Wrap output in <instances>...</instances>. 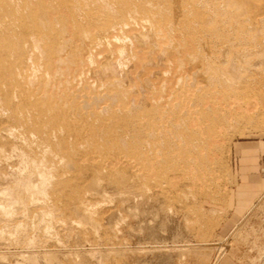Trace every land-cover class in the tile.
<instances>
[{
    "label": "rangeland",
    "instance_id": "1",
    "mask_svg": "<svg viewBox=\"0 0 264 264\" xmlns=\"http://www.w3.org/2000/svg\"><path fill=\"white\" fill-rule=\"evenodd\" d=\"M12 1L0 0V43L3 42L0 46L5 47L0 59V88H3L0 90V98L3 95L0 99V264H213L227 252L235 255L241 264H264V193L241 220L236 234L226 240L218 235V226L230 213V198L236 183L235 144L243 138L264 140V0H158L163 5L157 0H102L106 5L102 1L92 5L83 3V0ZM76 2L79 6L73 5ZM101 3L110 13L103 14ZM22 4L28 8H23ZM72 6L78 7L81 13ZM129 6L132 12L121 11L122 7ZM137 6L139 10H136ZM141 10L149 15L146 17ZM156 12L164 13H158V17ZM143 15L150 21L144 17L139 20ZM37 16L41 22L39 17L36 20ZM60 29L66 31L63 32L64 41ZM149 30L155 38L143 37L144 41L140 42L139 36ZM105 34L108 41L102 38ZM12 35L16 36L13 45L3 41L5 36ZM30 38L42 43L33 44ZM101 39L105 43L100 45ZM153 39L159 43L155 52L150 49L154 45ZM58 45L62 47L58 54L68 67H63L64 74L58 72V78L63 80L61 85H64L55 95L64 120L60 126L51 123L44 115L39 116L38 112L35 114L32 106L45 109L46 104L38 106L33 101L31 104L21 96L18 85L27 73L33 71L35 64L41 69L42 59L49 58L53 46L59 51L61 47ZM139 45L144 52H135ZM162 47L167 48L165 54ZM41 48L47 50L43 53ZM116 55L122 63L117 71L100 70L99 62L103 58L117 61ZM91 57L96 62L94 65L90 62ZM108 78L116 80L113 86L104 83ZM97 82L101 83L98 85ZM92 83L98 88L92 85L96 87L93 89ZM100 88L104 90L100 92ZM159 88H162L160 92ZM65 95L68 98L65 99ZM161 98L163 100L158 102ZM70 100L75 106L70 105ZM79 101H84V108H78ZM177 104L178 108L174 106ZM39 128L43 129L42 133ZM191 128L197 131H191ZM93 131H96V141L91 142ZM196 138H200L198 143ZM45 140H52L48 142L52 149L57 147L58 151L74 156V162L67 164L51 155L50 163L58 170L49 171V174L56 171L53 176L44 173L47 181L37 175L43 165L35 159L43 150ZM95 143L102 147L95 148ZM94 149L98 151L93 152ZM92 154L96 155L93 159ZM95 165L101 166L102 171L95 173ZM260 171L264 176V159ZM29 184L35 187L43 184L44 188L36 190Z\"/></svg>",
    "mask_w": 264,
    "mask_h": 264
},
{
    "label": "bare ground",
    "instance_id": "2",
    "mask_svg": "<svg viewBox=\"0 0 264 264\" xmlns=\"http://www.w3.org/2000/svg\"><path fill=\"white\" fill-rule=\"evenodd\" d=\"M3 1V0H2ZM15 1V0H14ZM14 1H12V2H14ZM25 1V0H24ZM36 1H38V0H36ZM102 0H83V3H87V4H94V5H96L98 2H101ZM106 1V0H105ZM112 1H115V0H112ZM116 1H119V0H116ZM158 1V0H157ZM164 1V0H163ZM184 1V0H183ZM193 1V0H192ZM204 1H206V0H204ZM21 2V1H20ZM26 2V1H25ZM45 2V1H44ZM49 2V5H51L50 4V1H48ZM48 2H46V3H48ZM54 2V1H53ZM104 1H102V3H103ZM121 2V1H120ZM171 2H172V0H171ZM189 2V1H188ZM21 3H23V2H21ZM101 3V7L103 8L102 10L104 11L103 12V14L105 13V12H107V9H105L106 8V6H104L103 4H105V3H103L102 4ZM107 3H109V1L107 2ZM113 3V2H112ZM127 3V2H126ZM131 3V2H130ZM154 3V2H153ZM158 3H159V1H158ZM165 3V2H164ZM182 3V2H181ZM41 4V3H40ZM54 4V3H53ZM87 4H86V8H87ZM121 4H122V2H121ZM133 4V3H132ZM159 4H162L161 2L159 3ZM166 5H167V1H166V3H165ZM175 4H176V2H175ZM23 5L24 4H22V7H23ZM39 5V4H38ZM73 5H78L77 4V2H76V4H73ZM106 5V4H105ZM153 5H155V4H153ZM163 5V4H162ZM165 5V6H166ZM172 5V4H171ZM170 5V6H171ZM17 6V5H16ZM26 6V4L24 5V7L23 8H26L25 7ZM29 6V5H28ZM79 6V5H78ZM81 6H83L82 4L80 5V7ZM99 6H100V4H99ZM108 6H109V4H108ZM127 6H128V3H127ZM134 5H132L131 6V8H132V10H133V8H134V10H135V7H133ZM139 6V5H138ZM137 6V8L138 9H136V10H139L140 8ZM142 6V5H141ZM151 6V5H150ZM158 6V5H157ZM174 6V5H173ZM172 6V7H173ZM186 6H188V5H186ZM14 7H15V5H14ZM52 7H53V5H52ZM61 7H63V5H61ZM72 7H76V6H72ZM79 7V8H80ZM94 7V6H93ZM92 7V8H93ZM110 8H112L111 7V5L109 6ZM144 7V6H143ZM149 7V6H148ZM159 7H160V5H159ZM190 7V6H189ZM28 8V7H27ZM26 8V9H27ZM41 8V7H40ZM64 8V7H63ZM62 8V9H63ZM66 8V7H65ZM64 8V9H65ZM77 8V10L79 11V9H78V7H76ZM83 8V7H82ZM121 8V7H120ZM145 8H147V6L145 5ZM150 8V7H149ZM155 8V7H154ZM18 9H19V7H18ZM117 9V8H116ZM151 9V8H150ZM157 10H158V8H156ZM177 9V8H176ZM186 9V8H185ZM185 9H184V11H185ZM21 10H23L22 8H21ZM36 10V9H35ZM38 10V9H37ZM41 10V9H40ZM46 10V9H45ZM65 10H67V9H65ZM73 10V9H72ZM74 10H75V8H74ZM91 10V9H90ZM94 10V9H93ZM106 10V11H105ZM148 10V9H147ZM155 10V9H154ZM157 10H155V11H157ZM162 10V9H161ZM167 10H168V5H167ZM183 10V9H182ZM190 10V9H189ZM18 11V10H17ZM27 11V10H26ZM47 11V10H46ZM51 11V10H50ZM121 11H131V9H130V6L129 7H122V10ZM150 11V10H149ZM180 11V10H179ZM188 11V10H187ZM15 12V11H14ZM38 12V11H37ZM37 12H36V14H37ZM40 12V11H39ZM38 12V13H39ZM80 12V11H79ZM98 12V11H97ZM99 12H100V10H99ZM112 12V11H111ZM132 12V11H131ZM130 12V13H131ZM140 12H143L144 13V11H140ZM162 12V11H161ZM161 12H158L159 14H163V13H161ZM177 13H178V9H177V11H176ZM186 12V11H185ZM23 13H25V10H24V12H22V17H23ZM27 13V12H26ZM41 13V12H40ZM43 13H45L44 11H43ZM74 13V12H73ZM72 13V14H73ZM81 13V12H80ZM79 13V14H80ZM107 13H110L109 11L107 12ZM128 13V12H127ZM133 13H135V12H133ZM132 13V14H133ZM150 13V12H149ZM152 13V12H151ZM157 13V12H156ZM158 13H157V16H158ZM189 13V12H188ZM36 14H35V16H36ZM75 14H77V12L75 13ZM84 14V13H83ZM98 14H100V13H98ZM112 14V13H111ZM122 14V13H121ZM171 14V13H170ZM179 14V13H178ZM39 15V14H38ZM41 16H42V13L40 14ZM78 15V14H77ZM76 15V16H77ZM94 15V14H93ZM123 15H124V13H123ZM136 15H138V14H136ZM142 15V14H141ZM144 15H145V13H144ZM142 16V17H140L139 18V20L141 19V18H143V19H146L147 21L149 20L148 18H145V16L147 15H149L148 13H146V15L145 16ZM152 16H155V14H151ZM151 15H150V17H151ZM173 15V14H172ZM12 16H14V15H12ZM11 16V18H13ZM26 16H28V15H26ZM34 16V17H35ZM45 16V15H44ZM53 16H54V14H53ZM56 16H57V14H56ZM59 16H62L61 14L59 15ZM80 16V15H79ZM96 16H98V15H96ZM103 16H105V15H103ZM146 16V17H147ZM162 16V15H161ZM175 16V15H174ZM18 17H20V16H18ZM39 17V18H38ZM64 17V16H63ZM139 17V16H138ZM159 17V16H158ZM172 17V16H171ZM170 17V18H171ZM9 18H10V16H9ZM37 18H38V20L40 21V16H37L36 17V20H37ZM52 18V17H51ZM62 18V17H61ZM79 18H81V17H79ZM78 18V19H79ZM85 18V17H84ZM87 18V17H86ZM85 18V19H86ZM153 19H154V17H152ZM167 18V17H166ZM170 18H168V20L170 19ZM6 19V18H5ZM13 19H15V18H13ZM77 19V20H78ZM114 19V18H113ZM131 19V18H130ZM22 20V19H21ZM28 21H29V18L27 19ZM52 20V19H51ZM64 20V19H63ZM71 20V19H70ZM84 20V19H83ZM96 20V19H95ZM115 20V19H114ZM163 20V19H162ZM162 20H160V21H162ZM15 21V20H14ZM23 21H25V19L23 20ZM42 21H43V19H42ZM53 21V20H52ZM58 21V20H57ZM80 21V20H79ZM89 21V20H88ZM87 21V22H88ZM90 21H93V20H90ZM143 21V20H142ZM146 21V22H147ZM150 21V20H149ZM172 21V20H171ZM2 22V21H1ZM0 22V23H1ZM10 22H11V20H10ZM17 22V21H16ZM21 22V21H20ZM34 22V21H33ZM41 22V21H40ZM59 22V21H58ZM58 22H56L55 21V23H58ZM62 22V21H61ZM81 22H83V21H81ZM111 22V21H110ZM15 23V22H14ZM25 23V22H24ZM138 23H140V22H138ZM151 23V22H150ZM2 24V23H1ZM29 24V23H28ZM43 24V23H42ZM54 24V23H53ZM111 24V23H110ZM142 24H148L149 25V23H143L142 22ZM151 24H153V23H151ZM162 24V23H161ZM160 24V25H161ZM16 25V24H15ZM35 25H37L36 23H35ZM40 25V24H39ZM58 25V24H57ZM62 25H64V24H62ZM113 25V24H112ZM111 25V26H112ZM7 26L8 25H6V28H7ZM17 26V25H16ZM15 26V27H16ZM25 26H27L26 25V23H25ZM61 26V25H60ZM151 26V25H150ZM162 26H163V24H162ZM15 27H13V29L15 28ZM59 27V26H58ZM63 27V26H62ZM80 27V26H79ZM113 27H114V25H113ZM116 27V26H115ZM149 27V26H148ZM191 27V26H190ZM1 28V27H0ZM12 28V27H11ZM10 28V29H11ZM18 28V27H17ZM17 28H15V30L17 29ZM42 28V27H41ZM108 28H109V26H108ZM119 28V27H118ZM150 28H153V26H151ZM177 28V27H176ZM3 29V28H2ZM29 29V28H28ZM39 30H40V27L38 28ZM64 29V28H63ZM103 30H106V29H104V28H102ZM138 29V28H137ZM159 29V28H158ZM178 29V28H177ZM43 30V29H42ZM61 30V33L63 34V32L65 31H63L62 32V29H60ZM93 29H91L90 31H92ZM100 30V29H99ZM102 30V31H103ZM108 30V29H107ZM109 30H110V28H109ZM114 30V29H113ZM148 30V29H147ZM188 30V29H187ZM8 31V30H7ZM18 31V30H17ZM16 31V32H17ZM29 31H31V30H29ZM81 31V30H80ZM85 31V30H84ZM83 31V32H84ZM88 31V30H87ZM96 31V30H95ZM145 31V30H144ZM150 31V30H149ZM154 31V30H153ZM158 31V30H157ZM0 32H2V31H0ZM9 32V31H8ZM6 33V34H9V33ZM20 31H18V33H19ZM93 33H95L94 31H92ZM97 32V31H96ZM101 32V31H100ZM121 32V31H120ZM137 32V31H136ZM172 32H173V30H172ZM11 33H12V31H11ZM14 33V32H13ZM50 33V32H49ZM58 33H60V32H58ZM64 33H66V31L64 32ZM80 33V32H79ZM79 33H76V34H79ZM105 33V32H104ZM104 33H103V35H104ZM119 33V32H118ZM131 33H133V32H131ZM130 33V34H131ZM139 33V32H138ZM151 33V31L150 32H143V34L142 35H140L139 36V41L141 42L144 38L143 37H145V38H147V37H152V35L150 34ZM157 33H159V31L157 32ZM167 33V32H166ZM178 33V32H177ZM21 34V33H20ZM32 34V33H31ZM89 34V33H88ZM140 34V33H139ZM152 34H154V33H152ZM22 35V34H21ZM49 35V34H48ZM59 35V34H58ZM80 35V34H79ZM79 35H78V37H79ZM82 35V34H81ZM86 35H87V32H86ZM90 35V34H89ZM107 34H105V36L104 37H102V38H104V40H106V41H108V36H106ZM124 35V34H123ZM51 36H53V33L51 34ZM65 36V34H63V35H61V38L62 37H64ZM84 36V35H83ZM122 36V35H121ZM131 36V35H130ZM29 37H31V35L29 34ZM47 37V36H46ZM57 37V36H56ZM66 37V36H65ZM65 37H64V39H63V41L64 40H66L65 39ZM85 37V36H84ZM98 37V36H97ZM106 37V38H105ZM116 37V39H118V38H120V37H118V36H115ZM154 37V36H153ZM152 37V38H153ZM12 38V39H11ZM15 38H16V36L14 35H12V36H5V38L3 39V41L6 43H8V44H12L13 45V43H14V40H15ZM33 38V37H32ZM38 38V37H37ZM42 38V37H41ZM58 38V37H57ZM57 38H54V40L55 39H57ZM69 38V37H68ZM77 38V37H76ZM83 38V37H82ZM86 38H87V36H86ZM96 38V37H95ZM111 38L112 37H110V40H111ZM126 37L124 36V38L123 39H125ZM155 38V37H154ZM161 38V37H160ZM163 38H164V36H163ZM163 38H161V39H163ZM47 39H49V38H47ZM51 40H53L52 38H50ZM84 39V38H83ZM116 39H115V41H116ZM122 39V38H121ZM122 39V40H123ZM134 39H136L135 38V36H134ZM151 39V38H150ZM156 39H157V37H156ZM30 40H31V38H30ZM38 40L39 39H33V41L32 42H34L33 44H36V43H38V44H40V43H42L41 41H39L38 42ZM78 40V39H77ZM126 40H128V39H126ZM154 40V39H153ZM191 40V39H190ZM23 42H24V40H22ZM28 41V40H27ZM47 41V40H46ZM50 41V40H49ZM57 41V40H56ZM62 41V40H61ZM69 41V40H68ZM76 41V40H75ZM95 41V40H94ZM94 41L92 42V43H94ZM115 41H112V42H115ZM124 41V40H123ZM144 41V40H143ZM142 41V42H143ZM88 42V41H87ZM97 41H95V43H96ZM110 42V41H109ZM119 42V41H118ZM181 42V41H180ZM28 43V42H27ZM27 43L25 44V46L27 45ZM102 43H105V41H103V39H101V43H100V45L102 44ZM126 43H128V42H126ZM130 43V42H129ZM196 43V42H195ZM201 43V42H200ZM1 44H3V42L2 43H0V45ZM33 44H30V45H33ZM108 44V43H107ZM124 44V43H123ZM133 44V43H132ZM138 44H140L139 42H138ZM146 44V43H145ZM144 44V45H145ZM153 44L154 45H151L150 46V49L152 50V51H154L155 52V48H156V46L157 45H159V43L157 42V41H153ZM29 45V44H28ZM42 45V44H41ZM53 45V44H52ZM51 45V46H52ZM92 45H94V44H92ZM99 45V46H100ZM104 45V44H103ZM121 45V44H120ZM129 45V44H128ZM168 45V44H167ZM166 45V46H167ZM169 45H170V43H169ZM4 46V45H3ZM1 47L0 46V59L2 60V57H3V50L5 49V47ZM22 46H24V45H22ZM34 46V45H33ZM46 46V45H45ZM44 46V47H45ZM59 46V45H58ZM106 46V45H105ZM108 46H109V44H108ZM124 46V45H123ZM122 46V47H123ZM163 46V45H162ZM15 47H16V45H15ZM29 47V46H28ZM59 47H61V46H59ZM59 47H57V48H59ZM86 47V46H85ZM107 47V46H106ZM164 47V46H163ZM162 47V48H163ZM170 47V46H169ZM175 47V46H174ZM10 50H11V48L10 47H8ZM8 48H6V49H8ZM27 48V47H26ZM32 48V46H30V49ZM36 48H37V45H36ZM46 48V47H45ZM125 48V47H124ZM18 49V48H17ZM21 49V48H20ZM23 49H24V47H23ZM33 49V48H32ZM40 49V48H39ZM42 49V48H41ZM61 49V50H60ZM59 49V51H55V47L53 46V48H52V50L50 51V55H49V58L45 61L44 59H42L43 57H41L40 58V60L42 59L43 61H44V63L42 64L43 66H42V68L40 69H38V68H36V64L34 65L35 67L33 68V69H31L30 68V65H29V68L31 69V70H33V71H31V70H29V71H31V73H27V75H25V78H24V80L22 79V82L21 83H19L18 85L20 86V93L22 94L21 96H23L26 100H28V101H31V104H34L33 102H36L37 104L36 105H40V103H45L46 104V108L45 109H42L40 106L39 107H37L36 108V106L35 107H33L32 106V108H33V110H34V112H35V114H37V112L39 113V116L40 115H44V116H46V117H48V119H50L49 121L51 122V123H53V124H58L59 126L62 124V122L64 123V120L62 119L63 117H62V113L60 112V110L58 109V103H56V98H55V95H56V92L58 91V88H60V87H62L63 88V86L61 85L62 83H63V80H62V78H58V72H62V74H64L63 73V67H65L66 65H65V63H63L62 61H63V58L59 55L60 53V51H62V47ZM74 49V48H73ZM108 49V48H107ZM118 49H121V50H119L121 53L123 52V49L122 48H118ZM127 49V48H126ZM129 49V48H128ZM157 49V48H156ZM163 49H165V48H163ZM175 49V48H174ZM10 50H7V51H10ZM15 51H16V49H14ZM19 50V49H18ZM27 50H29V49H27ZM36 50H38V48L36 49ZM43 50V49H42ZM41 50V51H42ZM45 50H47V49H45ZM45 50H43L42 52L44 53V51ZM149 50V49H148ZM150 50V51H151ZM166 50H167V48L164 50V54H165V52H166ZM171 50V49H170ZM191 50V49H190ZM40 51V50H39ZM38 51V53H41V52H39ZM108 51V50H107ZM115 51H117V50H115ZM140 51H143L144 52V50H143V48L142 47H140V45L136 48V53H139ZM157 51V50H156ZM19 52V51H18ZM56 52H57V54H56ZM91 52V51H90ZM119 52V53H120ZM131 52V51H130ZM149 52V51H148ZM159 52H160V50H159ZM170 52V51H169ZM172 52V51H171ZM24 53H25V51H24ZM36 53V52H35ZM43 53H41V56L43 55ZM71 53V52H70ZM104 53H106V52H104ZM112 52H110V54H111ZM118 53V54H119ZM120 53V54H121ZM153 53V52H152ZM157 53V52H156ZM163 53V52H162ZM178 53V52H177ZM19 54H20V52H19ZM26 54V53H25ZM28 54V53H27ZM30 54V53H29ZM37 54V53H36ZM61 54H62V52H61ZM114 54H116V53H114ZM119 54V55H120ZM151 54V53H150ZM160 54H161V52H160ZM190 54V53H189ZM188 54V55H189ZM24 55V54H23ZM32 55V54H31ZM63 55H65L64 54V52H63ZM74 55V54H73ZM97 55H99V54H97ZM128 55V54H127ZM158 55V54H157ZM163 54H161V56H162ZM179 55V54H178ZM177 55V56H178ZM5 56V55H4ZM7 56V55H6ZM5 56V57H6ZM24 56H26V55H24ZM24 56H23V58H24ZM30 56V55H29ZM116 56H118V55H116ZM121 56H123V54L121 55ZM141 56V55H140ZM146 56V55H145ZM156 56V55H155ZM154 56V57H155ZM187 55H185V57H186ZM19 57H20V55H19ZM40 57V56H39ZM89 57V56H88ZM94 57V56H93ZM102 57V56H101ZM110 57V56H109ZM142 57V56H141ZM149 57V56H148ZM160 56H158V58H159ZM164 57V56H163ZM22 58V55H21V59H23ZM26 58V57H25ZM97 58V57H96ZM149 58H151V57H149ZM7 59V61H8V58H6ZM12 59H14V58H12ZM20 59V60H21ZM30 59V58H29ZM39 59V58H38ZM37 59V60H38ZM81 59V58H80ZM87 59V58H86ZM127 59V58H126ZM125 59V60H126ZM147 59V58H146ZM161 59V58H160ZM170 59V58H169ZM178 59H180V58H177V60ZM184 59V58H183ZM185 59H187V58H185ZM184 59V60H185ZM24 60H26V59H24ZM24 60H21V61H24ZM88 60V59H87ZM91 61L90 62H93V65L96 63L95 61H94V59L91 57V59H90ZM102 60V59H101ZM133 60V59H132ZM163 60V59H162ZM181 60V59H180ZM190 60V59H189ZM193 60V59H192ZM4 61V60H3ZM20 61V62H21ZM42 61V62H43ZM76 61V60H75ZM89 61V60H88ZM121 60H119V56H118V60L117 61H113V60H110V59H105V58H103V60L102 61H100L99 63V65H101L100 67V70L102 69L103 71L104 70H106V71H117V69L119 68L118 66H120L122 63L120 62ZM149 61V60H148ZM148 61H147V63H148ZM2 62V61H1ZM39 62V61H38ZM37 62V63H38ZM65 62V61H64ZM95 62V63H94ZM123 62V61H122ZM146 62V61H145ZM156 62H157V60H156ZM155 62V63H156ZM161 61H159V63H160ZM187 62H190V61H187ZM2 63H4V62H2ZM40 63V62H39ZM83 63V62H82ZM121 63V64H120ZM153 63V62H152ZM168 63V62H167ZM166 63V64H167ZM171 63V62H170ZM176 63V62H175ZM12 64V63H11ZM73 64V63H72ZM76 64V63H75ZM84 64V63H83ZM124 64V63H123ZM138 64V63H137ZM157 64V63H156ZM178 64V63H177ZM180 64V63H179ZM187 64V63H186ZM8 65V64H7ZM26 65V64H25ZM32 65V64H31ZM89 65V64H88ZM125 65V64H124ZM132 65V64H131ZM131 65L129 66L130 68H131V70H132V67H131ZM135 65V64H134ZM158 65V64H157ZM156 65V66H157ZM161 65V64H160ZM159 65V66H160ZM169 65V64H168ZM172 65V64H171ZM192 65V64H191ZM12 66H13V64H12ZM80 66V65H79ZM84 66H86L87 67V65H84ZM96 66V65H95ZM141 65H140V63H139V67H140ZM142 66H144V65H142ZM149 66V65H148ZM147 66V67H148ZM150 66H151V64H150ZM163 66V65H162ZM180 67L182 66L181 64L179 65ZM190 66V65H189ZM11 67V66H10ZM33 67V66H32ZM76 67V66H75ZM152 67V66H151ZM161 67V66H160ZM197 67V66H196ZM8 68V67H7ZM66 68H68L67 66H66ZM135 68H136V66H135ZM142 68V67H141ZM20 69H21V67H20ZM20 69L18 70V72L20 71ZM71 69V68H70ZM75 69V68H74ZM73 69V70H74ZM77 69V68H76ZM83 69V68H82ZM85 69V68H84ZM89 69V68H88ZM88 69H87V71H88ZM140 69V68H139ZM177 69V68H176ZM179 69H181V68H179ZM204 69H206V68H204ZM9 70V69H8ZM99 70V71H100ZM157 70V69H156ZM167 70V69H166ZM14 71V70H13ZM12 71V72H13ZM28 71V72H29ZM81 71V70H80ZM103 71H100V72H103ZM108 71V72H109ZM144 71V70H143ZM154 71V70H153ZM168 71V70H167ZM183 71V70H182ZM194 71H196V69L194 70ZM194 71H193V73H194ZM5 72V71H4ZM10 72V71H9ZM7 73V74H9L10 75V73ZM25 72V71H24ZM23 72V73H24ZM27 72V71H26ZM68 72V71H67ZM134 72H135V70H134ZM137 72V71H136ZM158 72V71H157ZM163 72V71H162ZM165 72V71H164ZM192 72V71H191ZM6 73V72H5ZM13 73H15V72H13ZM23 73H21V74H23ZM66 73V72H65ZM138 73H139V71H138ZM143 73V72H142ZM150 73V72H149ZM186 73V72H185ZM20 74V75H21ZM68 74V73H67ZM90 74V73H89ZM92 74V73H91ZM90 74V75H91ZM99 74V73H98ZM102 74V73H101ZM146 74V73H145ZM148 74V73H147ZM146 74V75H147ZM151 74V73H150ZM153 74H155V73H153ZM158 74V73H157ZM166 74V73H165ZM175 74V73H174ZM174 74H172V75H174ZM189 74V73H188ZM192 74V73H191ZM17 76H18V74H16ZM69 75V74H68ZM74 75V74H73ZM78 75V74H77ZM80 75V74H79ZM138 75H141V74H138ZM137 75V76H138ZM167 75V74H166ZM179 75V74H178ZM194 75H195V73H194ZM11 76V75H10ZM23 76V75H22ZM94 76V75H93ZM112 76V75H111ZM148 76V75H147ZM146 76V77H147ZM158 76H160V75H158ZM184 76L186 77L187 75H185L184 74ZM198 76V75H197ZM6 77H7V75H6ZM5 77V78H6ZM13 77V76H12ZM59 77H62V75L61 76H59ZM70 77V76H69ZM80 77H83V76H80ZM96 77V76H95ZM115 77V76H114ZM149 77V76H148ZM171 77H173V76H171ZM68 78V77H67ZM111 78V77H110ZM110 78H108L107 80H105L104 81V83L105 84H107V83H110V84H112V83H114V81H116V80H113V79H110ZM150 78V77H149ZM166 78V77H165ZM164 78V79H165ZM195 78V77H194ZM1 79V78H0ZM8 79V78H7ZM69 79V78H68ZM73 79H75V78H73ZM84 79V78H83ZM133 79V78H132ZM187 79V78H186ZM6 80V79H5ZM9 80H11V78L9 77ZM72 80V79H71ZM89 80V79H88ZM87 80V81H88ZM97 80V79H96ZM138 80V79H137ZM142 80H143V77H142ZM156 80V79H155ZM195 80V79H194ZM197 80V79H196ZM202 80V79H201ZM66 81V80H65ZM69 80H67V82H68ZM78 81H79V79H78ZM85 81V80H84ZM139 81V80H138ZM146 82H147V80H145ZM149 81V80H148ZM178 81H179V79H178ZM2 82V81H1ZM7 82V81H6ZM11 82H12V80H11ZM15 82H17V80L15 79ZM15 82H14V84H15ZM74 82H75V80H74ZM94 82V81H93ZM162 82V81H161ZM170 82V81H169ZM181 81H179V83H180ZM200 82V81H199ZM226 82V81H225ZM69 83V82H68ZM67 83V84H68ZM73 83V82H72ZM72 83H70V85L72 84ZM86 83V82H85ZM89 83H90V81H89ZM88 83V84H89ZM99 82H97V84H98ZM101 83V82H100ZM99 83V84H100ZM164 83V82H163ZM171 83V82H170ZM192 83V81L190 82V84ZM201 83V82H200ZM209 83H211V82H209ZM13 84V86H15ZM98 84V85H99ZM105 84H104V86H105ZM132 84V83H131ZM147 84H149V83H147ZM146 84V85H147ZM155 84V83H154ZM181 84V83H180ZM179 84V85H180ZM187 84V83H186ZM224 84V83H223ZM4 85V87H5V85L6 84H3ZM81 85V84H80ZM80 85H78V86H80ZM95 85V84H91V87H93V86ZM103 85V84H102ZM156 85V84H155ZM160 85V84H159ZM164 85V84H163ZM162 85V86H163ZM188 85V84H187ZM11 86V85H10ZM9 86V87H10ZM67 87H68V85H66ZM65 86V87H66ZM89 86H90V84H89ZM95 86H97V85H95ZM112 86H113V84H112ZM141 86V85H140ZM153 86V85H152ZM184 86V85H183ZM186 86V85H185ZM184 86V87H185ZM209 86V85H208ZM16 87V86H15ZM70 87V86H69ZM83 87V86H82ZM108 87V86H107ZM181 87V86H180ZM191 86H189V88H190ZM200 87V86H199ZM210 87V86H209ZM86 88V87H85ZM96 88V87H95ZM94 87H93V89H95ZM97 88H98V86H97ZM154 88V87H153ZM179 88V87H178ZM197 88V87H196ZM204 88H205V86H204ZM80 90H81V88H79ZM83 89H84V87H83ZM87 89V88H86ZM140 89V88H139ZM151 89V88H150ZM162 89V88H161ZM160 88L158 89V91L159 90H161ZM174 89V88H173ZM216 89V88H215ZM223 89V88H222ZM230 89V88H229ZM0 90H3V88H0ZM13 90V89H12ZM73 90V89H72ZM77 90V89H76ZM92 90V89H91ZM103 90H104V88H103ZM103 90H101V88H100V92L101 91H103ZM198 90H200V88L199 89H197V91ZM210 90V89H209ZM82 91V90H81ZM126 91V90H125ZM124 91V96L126 95L125 93L127 92H125ZM163 91H164V87H163V89H162V91H161V93H163ZM170 91V90H169ZM196 91V90H195ZM15 92H16V90H15ZM64 92V91H63ZM62 92V93H63ZM66 93L68 92V91H65ZM76 92V91H75ZM77 92H78V90H77ZM85 92V91H84ZM105 92V91H104ZM148 92V91H147ZM160 92V91H159ZM177 92V91H176ZM185 92V91H184ZM218 92H221V91H218ZM3 93V92H2ZM19 93V94H20ZM90 92H89V90H88V94H89ZM99 93V92H98ZM112 93V92H111ZM129 93V92H128ZM180 93V92H179ZM182 93H183V91H182ZM214 93H215V91H214ZM231 93V92H230ZM84 94V93H83ZM91 94H93V93H91ZM100 94V93H99ZM105 94V93H104ZM141 94V93H140ZM143 94V93H142ZM152 94V93H151ZM232 94V93H231ZM16 95V94H15ZM61 95V94H60ZM63 95H64V93H63ZM74 95V94H73ZM86 95V94H85ZM113 95H114V93H113ZM112 95V96H113ZM150 95V94H149ZM184 95H185V93H184ZM193 95H194V93H193ZM207 95V94H206ZM211 95V94H210ZM67 95H65V99L66 98H68V97H66ZM72 96V95H71ZM77 96V95H76ZM91 96H93V95H91ZM96 95H94V97H95ZM114 96H116V95H114ZM113 96V97H114ZM127 96V95H126ZM125 96V97H126ZM161 96V95H160ZM159 96V97H160ZM2 97H3V95H2ZM1 97V98H2ZM7 97H9V94H8V96ZM93 97V98H94ZM102 97V96H101ZM108 97V96H107ZM124 97V98H125ZM155 97V96H154ZM168 97V96H167ZM173 96H171V98H172ZM181 97V96H180ZM186 97V96H185ZM0 98V99H1ZM77 98H78V96H77ZM111 98V97H110ZM156 98V97H155ZM184 98V97H183ZM13 99V98H12ZM16 99V98H15ZM57 99H59V98H57ZM65 99H64V101H65ZM76 99V98H75ZM74 99V101H76ZM87 99V98H86ZM89 99V98H88ZM95 99H96V97H95ZM94 99V100H95ZM100 99H102V98H100ZM105 99V98H104ZM126 99V98H125ZM131 99V98H130ZM192 99V98H191ZM71 100H72V98H71ZM71 100H70V102H71ZM81 100V99H80ZM92 100V99H91ZM128 100V99H127ZM157 100V99H156ZM161 100H163L162 98L159 100L158 99V102L159 101H161ZM168 100H170V99H168ZM184 100V99H183ZM221 100V99H220ZM236 100V99H235ZM33 101V102H32ZM58 101V100H57ZM63 101V100H62ZM98 101V100H97ZM100 101V100H99ZM98 101V102H99ZM121 101V100H120ZM130 101V100H129ZM154 101V100H153ZM11 102H13V101H11ZM59 102H61V100L59 101ZM66 102V101H65ZM65 102H63V105L65 104ZM70 102H69V104H70ZM84 101H82V102H80L79 101V105H78V108H84L85 106H84V104L85 103H83ZM97 102V103H98ZM103 102V101H102ZM106 102H110V101H107V99H106ZM114 102H117V101H115L114 100ZM113 102V103H114ZM119 102V101H118ZM125 102V101H124ZM128 102V101H127ZM167 102V101H166ZM179 102V101H178ZM178 102H176V103H178ZM181 102V101H180ZM193 102V100H191V103ZM199 102V101H198ZM76 103V102H75ZM122 103H123V99H122ZM122 103H120L119 102V104H122ZM129 103H131V102H129ZM136 104H137V102H135ZM28 104V103H27ZM102 104V103H101ZM124 104V103H123ZM122 104V105H123ZM163 104V103H162ZM186 104V103H185ZM14 105V104H13ZM60 105V104H59ZM62 105V104H61ZM70 105H73L72 104V102H71V104ZM91 106H92V104H90ZM93 105H95V103L93 104ZM97 105V104H96ZM95 105V106H96ZM117 105V104H116ZM127 105H129L130 106V104H127ZM159 105V104H158ZM157 105V106H158ZM187 105V104H186ZM193 105V104H192ZM197 105H198V103H197ZM201 105V104H200ZM200 105H198V106H200ZM210 105V104H209ZM43 106V105H42ZM73 106H75V105H73ZM89 106V105H88ZM103 106H105V105H103ZM119 106V105H118ZM124 106V105H123ZM133 106V105H132ZM138 106V105H137ZM163 106V105H162ZM166 106V105H165ZM174 106H177L176 108H178V104L177 105H174ZM191 106V105H190ZM61 107H63V106H61ZM64 107H65V105H64ZM111 107H112V103H111ZM134 107V106H133ZM160 107V106H159ZM192 107V106H191ZM7 108V107H6ZM23 108H25L24 106H23ZM30 108H31V106H30ZM66 108H67V105H66ZM103 107H101L100 109H102ZM118 108V107H117ZM156 108V107H155ZM201 108V107H200ZM199 108V109H200ZM207 108V107H206ZM216 108V107H215ZM226 108V107H225ZM11 109V108H10ZM9 109V110H10ZM15 109V108H14ZM14 109H12V111H14ZM25 109H27V108H25ZM75 109V108H74ZM97 109V108H96ZM119 109V108H118ZM117 109V110H118ZM146 109H148V108H146ZM146 109H145V111H146ZM180 109V108H179ZM186 109V108H185ZM196 109V108H195ZM202 109V108H201ZM16 110H17V108H16ZM59 110V111H58ZM70 110H72V108L70 109ZM85 110V109H84ZM83 110V111H84ZM99 110V109H98ZM105 110V109H104ZM130 110V109H129ZM134 110V109H133ZM135 110H137V108L135 109ZM141 110V109H140ZM143 110V109H142ZM226 110V109H225ZM19 111V110H18ZM64 111V110H63ZM82 111V112H83ZM115 111V110H114ZM139 111V110H138ZM149 111V110H148ZM177 111H179V110H177ZM186 111H187V109H186ZM197 111V110H196ZM196 111H194V112H196ZM212 111V110H211ZM78 112H80V111H78ZM100 112V111H99ZM102 112V111H101ZM107 112V111H106ZM104 113V114H107V113ZM120 112V111H119ZM128 112H130V111H128ZM136 112V111H135ZM141 112V111H140ZM139 112V113H140ZM164 112V111H163ZM181 112V111H180ZM73 113V112H72ZM84 113V112H83ZM88 113V112H87ZM92 113V112H91ZM112 113H113V109H112ZM132 113V112H131ZM145 113V112H144ZM166 113H168V112H166ZM186 113V112H185ZM197 113V112H196ZM195 113V114H196ZM22 114V113H21ZM75 114V113H74ZM93 114V113H92ZM102 114V113H101ZM115 114V113H114ZM122 114V113H121ZM130 114V113H129ZM141 114H142V112H141ZM140 114V115H141ZM147 114V113H146ZM174 114V113H173ZM201 114H203V113H201ZM224 114V113H223ZM13 115H14V113H13ZM71 115V114H70ZM84 115H85V113H84ZM113 115V114H112ZM145 115V114H144ZM190 115V114H189ZM197 115V114H196ZM204 115V114H203ZM203 115H202V117H203ZM16 116V115H15ZM65 116V115H64ZM76 116H78V115H76ZM87 116H88V114H87ZM114 116V115H113ZM126 116H127V114H126ZM147 116V115H146ZM163 116H164V114H163ZM62 117V118H61ZM72 117V116H71ZM92 117H94V119H95V115L94 116H92ZM105 117H107L106 115H105ZM109 117V116H108ZM150 117H152L151 115H150ZM159 117V116H158ZM206 117V116H205ZM20 118V117H19ZM74 118V117H73ZM80 118V117H79ZM102 118H103V116H102ZM112 118H114V117H112ZM147 118V117H146ZM236 118H238V117H236ZM69 119V118H68ZM130 119V118H129ZM161 119H162V117H161ZM172 119V118H171ZM213 119V118H212ZM70 120V119H69ZM104 120H107V118L105 119L104 118ZM120 120H121V118H120ZM153 120H155V118L153 119ZM227 120V119H226ZM15 121H16V119H15ZM77 121V120H76ZM98 121H100V120H98ZM118 121V120H117ZM157 121H158V119H157ZM231 121V120H230ZM237 121V120H236ZM236 121H233V123L234 122H236ZM244 121V120H243ZM66 122V121H65ZM101 122V121H100ZM161 122H163L162 120H161ZM199 122V121H198ZM201 122H202V120H201ZM249 122V121H248ZM73 123V122H72ZM84 123V122H83ZM156 123V122H155ZM196 123H197V121H196ZM204 123V122H203ZM25 124V123H24ZM33 124V123H32ZM32 124H31V126L30 127H32ZM97 124H99L98 122H97ZM201 124V123H200ZM213 124V123H212ZM211 124V125H212ZM252 124V123H251ZM253 124H255V123H253ZM49 125V124H48ZM84 125V124H83ZM90 125V124H89ZM100 125V124H99ZM171 125V124H170ZM198 125V124H197ZM205 125V124H204ZM208 125V124H207ZM207 125H205V126H207ZM215 125V124H214ZM36 127H38V125L36 126ZM84 127V126H83ZM82 127V128H83ZM172 127H173V125H172ZM178 127V126H177ZM198 127V126H197ZM213 127V126H212ZM217 127V126H216ZM34 128H35V126H34ZM42 128V127H41ZM41 128H39L40 129V132L42 133V130H41ZM67 127H65V129H66ZM97 128V127H96ZM103 128H104V126H103ZM147 128V127H146ZM161 128V127H160ZM175 128V127H174ZM206 128V127H205ZM221 128V127H220ZM92 129H93V127H92ZM110 129V128H109ZM142 129V128H141ZM162 129V128H161ZM200 129V128H199ZM215 129V128H214ZM49 130V129H48ZM47 130V131H48ZM81 130V129H80ZM83 130V129H82ZM153 130V129H152ZM151 130V131H152ZM176 130V129H175ZM185 130V129H184ZM191 131L192 130H196V129H190ZM190 130H188V132H190ZM203 130V129H202ZM206 129H204V131H205ZM212 130V129H211ZM217 130V129H216ZM96 131H97V129H96ZM96 131H93L94 132V134H92V139H91V142H94V141H96ZM162 131V130H161ZM197 131V130H196ZM195 131V132H196ZM201 131V130H200ZM199 131V132H200ZM215 131V130H214ZM44 132V131H43ZM199 132H197V133H199ZM206 132V131H205ZM218 132V131H217ZM216 132V133H217ZM145 133V132H144ZM210 133V132H209ZM206 134V133H205ZM31 135V134H30ZM190 135H192V132H191V134ZM198 135V134H197ZM220 135V134H219ZM45 136V135H44ZM186 136V135H185ZM194 136V135H193ZM196 136V135H195ZM210 136V135H209ZM46 137V136H45ZM44 137V138H45ZM181 137V136H180ZM187 137V136H186ZM200 137V136H199ZM203 137H205L206 138V136L204 135ZM217 137V136H216ZM103 138V137H102ZM201 138V137H200ZM200 138H196L195 139V142L197 141V139H200ZM45 139H47V138H45ZM61 139V138H60ZM175 139H176V137H175ZM208 139V138H207ZM23 140V139H22ZM103 140V139H102ZM107 140V139H106ZM120 140V139H119ZM52 141V140H51ZM50 140L49 141H42L43 142V144H44V148H43V150L42 151H40L39 153H37V155H36V157H35V159H38V161L43 165L42 166V168L41 169H39L36 173H37V175H39V177L41 176V178L42 179H47L45 176H48V174H49V171L51 172V171H53L54 169H56V170H58V168H54L53 169V163H50V157H51V155H54V156H57L61 161H66L67 162V164L68 163H73L74 162V156L73 157H71L70 155H68V154H66V153H62V152H60V151H58L57 150V147L55 148V149H52V147L50 146V144L48 143V142H51ZM58 141V140H57ZM104 141V140H103ZM194 141V140H193ZM202 141V140H201ZM201 141H200V143H201ZM206 141V140H205ZM53 142H55L54 140H53ZM59 142V141H58ZM61 142H63V141H61ZM60 143V142H59ZM110 143V142H109ZM197 143H198V141H197ZM46 144H48V145H46ZM98 143H95V148H99L100 149V146H98L97 145ZM51 145H53V144H51ZM55 145V144H54ZM117 145V144H116ZM181 145V144H180ZM21 146V145H20ZM107 146V145H106ZM189 146V145H188ZM187 146V147H188ZM206 146V145H205ZM214 146V145H213ZM222 146V145H221ZM60 147V146H59ZM58 147V148H59ZM81 147V146H80ZM90 147V146H89ZM102 147V146H101ZM116 147H118V146H116ZM115 147V148H116ZM168 147V146H167ZM176 147V146H175ZM203 147V146H202ZM54 148V147H53ZM112 148V147H111ZM119 148V147H118ZM31 149V148H30ZM184 149V148H183ZM191 149V148H190ZM195 149V148H194ZM52 150V151H51ZM110 150V149H109ZM113 150V149H112ZM34 151V150H33ZM95 151H98V149H94L93 150V152H95ZM120 151V150H119ZM122 151V150H121ZM112 152V151H111ZM118 153V152H117ZM116 153V154H117ZM113 154H114V152H113ZM112 154V155H113ZM123 154H125V153H123ZM93 156L91 157V159H93V158H95L96 157V155L95 154H92ZM111 155V154H110ZM122 155V154H121ZM182 155V154H181ZM53 156V157H54ZM115 156V155H114ZM117 156V155H116ZM126 156V155H125ZM203 156V155H202ZM98 157V156H97ZM107 157V156H106ZM105 157V160H107V158ZM100 158V157H99ZM112 158V157H111ZM111 158H109V159H111ZM115 158V157H114ZM114 158H112V159H114ZM123 158V157H122ZM176 158V157H175ZM182 158V157H181ZM192 158V157H191ZM199 158V157H198ZM34 159V160H35ZM52 159H54V160H56V158H52ZM111 159V160H112ZM124 159V158H123ZM130 159V158H129ZM203 159V158H202ZM201 159V160H202ZM214 159V158H213ZM31 160H32V158H31ZM59 160V161H60ZM104 160V159H103ZM119 160V159H118ZM131 160V159H130ZM218 160V159H217ZM109 161V160H108ZM113 161V160H112ZM189 161V160H188ZM193 160H191V162H192ZM32 162V161H31ZM103 162V161H102ZM123 162H125V160L123 161ZM164 162V161H163ZM175 162V161H174ZM177 162V161H176ZM190 162V161H189ZM97 163V162H96ZM126 163V162H125ZM193 163V162H192ZM207 163H208V161H207ZM32 164H33V162H32ZM67 164H66V166H67ZM106 164V163H105ZM104 164V165H105ZM110 164H111V162H110ZM175 164H177V163H175ZM182 164V163H181ZM51 165V166H50ZM71 164H69L68 166H70ZM100 165H102V164H100ZM103 165V166H104ZM124 165V164H123ZM122 165V166H123ZM128 165V164H127ZM165 165V164H164ZM169 165V164H168ZM40 166V165H39ZM116 166V165H115ZM118 166H119V164H118ZM121 166V167H122ZM175 166V165H174ZM184 166V165H183ZM196 166V165H195ZM208 166H209V164H208ZM94 167H96L97 169H96V171H95V173L96 172H101L102 171V169L100 168L101 166H94ZM177 167V166H176ZM180 167V166H179ZM202 167V166H201ZM206 167V166H205ZM33 168V167H32ZM67 168V167H66ZM104 168V167H103ZM36 169H37V167L35 168V171H36ZM110 169H111V167H110ZM115 169H116V167H115ZM118 169V168H117ZM116 169V170H117ZM172 169V168H171ZM100 170V171H99ZM104 170V169H103ZM108 170H109V168H108ZM116 170H115V172H116ZM136 170V169H135ZM163 170H165V169H163ZM175 170V169H174ZM197 170V169H196ZM34 171V170H33ZM34 171V172H35ZM110 171V170H109ZM121 171V170H120ZM46 172H48V174L46 173ZM56 171H54V172H52L53 174L55 173ZM72 172V171H71ZM31 173H32V171H31ZM44 173L45 174H47V175H45L44 176ZM52 173L51 174H49V175H51V176H53L52 175ZM56 174V173H55ZM64 174V173H63ZM65 175V174H64ZM66 175H67V173H66ZM136 175V174H135ZM33 176V175H32ZM51 176H49L50 178H51ZM61 177V176H60ZM63 178V177H62ZM97 178V177H96ZM63 179H65V178H63ZM143 179V178H142ZM189 179V178H188ZM44 180H42L41 181V183L43 182ZM47 181V180H46ZM45 181V182H46ZM59 181V180H58ZM55 182V181H54ZM60 182V181H59ZM62 182H64V181H61L60 183H62ZM68 183H69V181H68ZM44 185H46V183H43ZM43 184H40L39 186H31V184H29V186L30 187H34V188H36V190L38 189H40V188H44V186H43ZM56 185H57V183H56ZM60 184H58V186H59ZM57 186V187H58ZM62 186H63V184H62ZM65 187H66V184L64 185ZM27 187H28V184H27ZM29 188V187H28ZM34 188H31V189H34ZM51 189V188H50ZM54 189H55V186H54ZM60 189V188H59ZM62 189V188H61ZM35 190V191H36ZM63 190H64V188H63ZM29 191H30V188H29ZM41 192H43L42 191V189L40 190ZM52 191V190H51ZM33 192V191H32ZM39 192V191H38ZM57 192V191H56ZM45 193V192H44ZM28 198V197H27ZM31 198V197H30ZM86 202V201H85ZM22 205V204H21ZM20 205V206H21ZM85 205V204H84ZM23 207V206H22ZM86 209V208H85Z\"/></svg>",
    "mask_w": 264,
    "mask_h": 264
},
{
    "label": "crops",
    "instance_id": "3",
    "mask_svg": "<svg viewBox=\"0 0 264 264\" xmlns=\"http://www.w3.org/2000/svg\"><path fill=\"white\" fill-rule=\"evenodd\" d=\"M235 151L236 183L230 198L231 209L228 217L218 226V235L225 240L236 234L240 229L241 220L264 193V176L260 171L261 161L264 159V140L240 139L235 144ZM213 264L241 263L235 255L227 252Z\"/></svg>",
    "mask_w": 264,
    "mask_h": 264
}]
</instances>
